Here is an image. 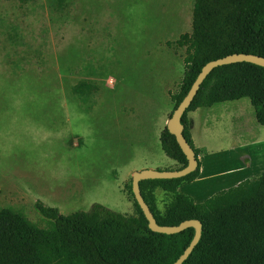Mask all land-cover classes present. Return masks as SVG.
Segmentation results:
<instances>
[{"label": "rangeland", "instance_id": "obj_1", "mask_svg": "<svg viewBox=\"0 0 264 264\" xmlns=\"http://www.w3.org/2000/svg\"><path fill=\"white\" fill-rule=\"evenodd\" d=\"M32 1L0 0V209L40 228L36 200L63 215L94 203L131 215V162L142 157L131 154L143 146L135 128L161 122L168 106L169 119L184 49L165 42L190 32L193 0ZM81 81L98 91L75 94ZM253 112L247 98L212 106L215 146L255 136ZM151 152L144 166L178 168ZM79 190L83 199H66Z\"/></svg>", "mask_w": 264, "mask_h": 264}, {"label": "trees", "instance_id": "obj_2", "mask_svg": "<svg viewBox=\"0 0 264 264\" xmlns=\"http://www.w3.org/2000/svg\"><path fill=\"white\" fill-rule=\"evenodd\" d=\"M31 0H21L27 2ZM166 45L185 48L183 74L176 90L169 93L172 111L189 91L202 67L232 54L264 58V0H194L190 33ZM89 82H79L74 93L96 91ZM247 98L257 124L264 126V68L247 62L218 66L202 81L181 117L183 136L195 153L196 169L176 179L143 180L139 189L156 223L176 226L198 220L201 235L182 264H264V173L195 205L178 195L159 210L156 188L175 191L199 176L200 150L191 139L187 113L197 108ZM165 156L179 167L187 161L166 126L159 135ZM128 194L133 214H120L94 203L88 211L68 215L36 200L35 207L47 220L40 228L20 211L0 209V264H173L191 242L194 228L162 234L148 228L134 199L129 179Z\"/></svg>", "mask_w": 264, "mask_h": 264}, {"label": "crops", "instance_id": "obj_3", "mask_svg": "<svg viewBox=\"0 0 264 264\" xmlns=\"http://www.w3.org/2000/svg\"><path fill=\"white\" fill-rule=\"evenodd\" d=\"M31 2L33 1L31 0L21 3L26 4ZM167 42L173 41H166L165 45ZM177 49H184L185 55V48H176L175 50ZM97 91L98 90L90 92L96 93ZM90 92H86L84 94ZM172 92L173 91L170 90L167 92L169 103V93ZM167 108L161 114V122L155 125L150 123H143L136 126L135 131H138V133L143 135V146L136 151H132L131 157H134L133 154L138 151L142 155V157L140 158V160L138 159L139 163H137L136 166H134L135 163L133 164V161L131 162L133 167L130 169V174L134 171L147 169V167H149V169L157 170L156 166H144V164H146L149 160L147 158L152 153V146L161 149L159 135L162 129L166 126L168 120L166 115L170 111V108ZM211 108H197L187 113V120L189 123L190 135L193 145L195 148L200 150V154L198 157L201 163L199 176L192 182H185L180 184L177 189L172 192L164 191L161 188H156L153 192V195L159 210L163 211L170 200L175 199V197L178 195H182L186 199H189L195 205L204 204L208 199H212L214 196L220 193L235 189L241 184L257 180L263 175L264 154H262L260 150L261 148L262 150L264 149V137L261 136L263 131L262 128H264V126L256 123L257 127L254 128L257 130V134L253 137H250L248 141L238 140L232 145H228L225 147H216L215 143L211 140V134L209 131V112ZM219 111L220 115L218 116V118L221 120L223 111ZM231 117V120L236 118L234 114H232ZM237 119H240V117L237 116ZM131 150H133V148ZM140 164H142V166L138 167V165ZM129 177L130 175L128 174V178ZM83 196V192L79 190V192H73V195L66 199H75L74 201H79L83 199Z\"/></svg>", "mask_w": 264, "mask_h": 264}, {"label": "water", "instance_id": "obj_4", "mask_svg": "<svg viewBox=\"0 0 264 264\" xmlns=\"http://www.w3.org/2000/svg\"><path fill=\"white\" fill-rule=\"evenodd\" d=\"M240 62H247L264 68V58L250 54H232L206 63L200 70L199 74L197 75L196 79L194 80L193 84L191 85L185 97L173 110L170 118L167 120L166 129L170 134H172L175 137L177 144L179 145L182 153L186 158L187 161L186 166L172 171L143 169L140 171L133 172L131 176L132 194L138 206L140 207L145 219L147 220L148 228L151 231L162 234H176L188 227L194 228V235L191 242L184 249L183 253L177 258V260L173 264H182L187 259L189 254L192 252L193 248L200 239L201 224L198 220L191 219V220L183 221L176 226L158 225L148 205L145 203V201L142 198L139 189V182L143 180L181 178L193 172L196 169L197 166L196 156L194 151L189 146V144L187 143V141L183 136V125L181 124V117L189 107L194 96L196 95L202 81L211 72L212 69L218 66L232 64V63H240Z\"/></svg>", "mask_w": 264, "mask_h": 264}]
</instances>
